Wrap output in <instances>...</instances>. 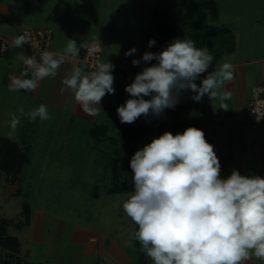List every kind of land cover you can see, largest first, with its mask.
<instances>
[{"label":"crops","instance_id":"crops-1","mask_svg":"<svg viewBox=\"0 0 264 264\" xmlns=\"http://www.w3.org/2000/svg\"><path fill=\"white\" fill-rule=\"evenodd\" d=\"M240 1L245 5L238 8ZM240 1L236 0L231 7L228 2L232 0H214L210 7L206 0H0V39L9 42L6 51L0 50V137L26 153L15 179L32 162L30 156L35 148H47L40 152L43 156V165L38 168L40 176L51 169L46 166L50 159L62 157V162L69 165L68 178H86L91 174L90 169H94L96 174L91 175L97 182L90 192L95 197L103 193H128L134 187L126 177L133 154L165 131L175 135L189 126L201 129L214 146L221 178H227L233 170L244 176L264 178V122L255 125L249 117L251 88L264 79V0ZM198 12L207 24L228 28L235 47L213 59L207 72L195 83L199 85L209 72L228 61L234 65V79L225 84L230 98L222 102L219 96L210 99L205 95L200 101H194L192 97L196 93L189 90L181 94L174 109H165L159 117L142 115L134 123H121L116 109L130 98L125 87L144 67L157 63L141 61L134 66L132 60L141 59L145 52L162 51L175 38L183 39L184 31ZM27 26H41L50 31V45L44 51L62 53L67 39L76 40L77 45L91 40L101 43L100 61H109L115 66L112 71L115 93L102 98L97 106L99 115L85 114L70 90L60 93L61 81L73 67H80L85 73L95 70L82 58L83 48L75 59L66 58L55 77L41 80L36 90L9 91L10 77H21L26 67L18 55L23 52L39 60L44 52L25 45L12 47L13 39ZM151 39L156 43L149 47ZM131 48L137 51L126 57L125 52ZM42 103L47 105L52 118L43 122L37 118L32 123L26 115L21 116L10 137L12 115L20 116L17 109L22 107L27 113ZM221 103L228 110L221 109ZM193 111L195 115H191ZM78 147L85 149L80 151ZM76 160L90 164L77 166ZM16 188L20 192V187ZM26 203L30 229V238L26 241H42L50 246L46 234L48 211L34 210ZM56 218L58 231L53 239L62 244L58 253L61 264L70 259V254L96 253L104 264H133L130 252L120 239L105 236L102 228ZM29 251L26 264L43 263L44 259L36 262V257H31L34 251L31 248ZM247 264H264V261L253 258Z\"/></svg>","mask_w":264,"mask_h":264},{"label":"clouds","instance_id":"clouds-1","mask_svg":"<svg viewBox=\"0 0 264 264\" xmlns=\"http://www.w3.org/2000/svg\"><path fill=\"white\" fill-rule=\"evenodd\" d=\"M25 43H30L28 34L15 37L12 47ZM155 43L151 39L148 46ZM87 47L67 39L62 53L44 51L39 60L21 52L18 59L26 67L21 77H10L9 91L36 90L41 80L57 75L66 58L75 59L80 48ZM136 51L131 48L125 56ZM153 60L157 63L144 67L125 87L130 98L116 109L121 123H134L142 115L159 117L165 109H174L181 94L189 90L196 93L194 101L208 95L210 99L219 96L223 102L231 96L225 84L234 79V65L228 61L209 72L199 85L195 83L207 72L213 56L207 47L197 48L192 39L175 38L162 51L145 52L132 64ZM114 67L100 60L88 73L73 67L62 79L60 93L70 90L85 114L97 116L102 98L115 93ZM220 108L228 110L224 103ZM17 111L20 116L13 114L10 120V137L21 116L32 123L37 118L41 122L52 118L43 103L27 113L22 107ZM130 168L134 187L122 208L137 226L134 238L152 264L264 261V178L244 176L238 170L221 178L219 158L201 129L189 126L175 135L165 131L134 153Z\"/></svg>","mask_w":264,"mask_h":264},{"label":"rangeland","instance_id":"rangeland-1","mask_svg":"<svg viewBox=\"0 0 264 264\" xmlns=\"http://www.w3.org/2000/svg\"><path fill=\"white\" fill-rule=\"evenodd\" d=\"M194 1L198 2V0ZM206 1L209 2L210 7L214 2V0ZM228 3L232 7L237 2L232 0ZM238 4V8L245 5L241 1ZM227 7L230 9L229 5ZM46 149H34L30 156L32 162L25 166L20 175L18 174L20 176L18 180L17 178L13 179L10 172H6L1 167L0 154V264H26L29 248L34 251L31 257L35 256L36 262L44 259L40 264H61V257L58 256V253L61 252L62 244L55 243L53 239V234L58 231L57 216L95 228H102L105 236L120 239V242L130 252L132 263L135 264L137 252L134 233L137 226L126 216L122 208L127 195L133 190L115 195L103 193L97 198L90 192L93 184L97 182V178L91 175L94 173V169H90L91 174L86 178H68L67 176L71 172L68 169L69 165L62 162V157H58L56 160L54 157L50 159L46 166L51 169L47 170L44 176H40L38 168L43 165V156L40 152ZM55 149L57 150V148ZM76 149L84 151L85 148L78 147ZM64 150L66 151V149ZM84 164L89 166L90 163L84 160L83 163L78 161L75 165L83 166ZM128 170L126 177L132 181V170ZM18 186L20 192L16 188ZM103 186H105V182ZM26 202L34 210L48 211L46 234L47 238H50L51 247L42 241H26L30 238L28 237L30 229L27 226ZM69 257L70 259L66 258L65 264H96L97 262L104 264L97 253L70 254Z\"/></svg>","mask_w":264,"mask_h":264},{"label":"trees","instance_id":"trees-1","mask_svg":"<svg viewBox=\"0 0 264 264\" xmlns=\"http://www.w3.org/2000/svg\"><path fill=\"white\" fill-rule=\"evenodd\" d=\"M182 37L183 39L185 37L192 39L197 48L207 47L214 60L222 54L231 52L235 47V39L231 31L228 28H217L207 24L200 12L195 14ZM1 44L2 40L0 39V47ZM130 133L131 131L128 134L130 135ZM0 154L1 167L6 172H10L13 179H15L17 172L25 162L26 153L8 140L0 137ZM134 244L137 252L135 264H152L150 258L141 250L140 243L135 240Z\"/></svg>","mask_w":264,"mask_h":264},{"label":"built area","instance_id":"built-area-1","mask_svg":"<svg viewBox=\"0 0 264 264\" xmlns=\"http://www.w3.org/2000/svg\"><path fill=\"white\" fill-rule=\"evenodd\" d=\"M28 34L30 43H25V46L38 51H44L49 48L51 33L45 27L27 26L24 27L20 35ZM9 42L3 41L0 47L2 52L7 50ZM83 44L88 45L83 48L82 58L88 63L90 68L95 69V63L100 60L102 54V45L99 41H85ZM95 48L93 51L92 49ZM249 117L253 124L259 125L264 122V79L261 83L251 88V98L249 102Z\"/></svg>","mask_w":264,"mask_h":264}]
</instances>
